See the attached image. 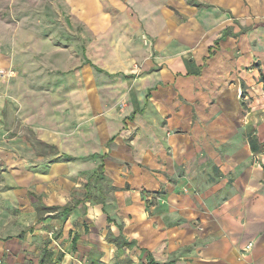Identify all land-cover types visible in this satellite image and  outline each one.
I'll return each mask as SVG.
<instances>
[{
  "label": "rangeland",
  "instance_id": "obj_1",
  "mask_svg": "<svg viewBox=\"0 0 264 264\" xmlns=\"http://www.w3.org/2000/svg\"><path fill=\"white\" fill-rule=\"evenodd\" d=\"M204 18L203 10L186 0H0L2 135L4 139L13 136L20 143H28L16 159L23 160L29 170L45 172L61 152L87 154L101 150L106 135L117 134L108 160L112 171L106 181L93 180L95 187L100 185L110 192L112 183L117 181H129L131 186L140 187L141 172L144 166H149L162 171L152 172L153 177L162 176L165 184L170 181L185 196L192 192L196 196L207 194L202 188H207L203 181L213 185L219 176H225L222 187L225 184V197L229 199L230 188L238 185V172L255 160L247 149L249 135L256 134L264 140L261 59L255 56L246 60L239 56L235 65L231 63L229 67L230 75L212 78L209 88L204 86L208 82L202 80L207 67L190 92L175 90L169 86L170 80H165L173 89L174 103L172 109L170 104V108L162 110L158 122L163 128L145 121L148 107L156 100L155 91L143 116L132 117L145 103L148 87L155 84L148 80L155 71H145L154 64L160 68L164 65L161 72L166 69L168 53L156 51L157 41L163 34H169L174 42H168V46L184 47L185 37L175 31L193 22L201 38L189 47L184 60L198 59L207 43ZM84 46L87 56L98 66L137 76H109L97 71L83 63ZM234 84L241 86L242 95L230 104L224 98L230 96L227 90ZM123 118L126 127L121 122ZM149 118L157 117L151 112ZM143 129L147 139L143 133L141 136ZM212 135L224 136L226 142H212V138L208 139ZM121 138L119 148L117 140ZM142 140H146L163 164L144 165L139 148ZM210 151L217 156H209ZM173 155L177 157L176 165L170 161ZM20 161L18 165L23 166ZM2 163L4 168L10 167L9 158ZM190 166L195 176L187 173ZM200 167H206L203 173ZM166 173L168 178L164 177ZM216 188L212 192L219 197L222 190ZM156 190L163 192L161 205L165 206L169 194L164 184ZM255 192L264 195V181ZM154 195L147 194V202ZM157 204L144 202L147 213H154ZM220 205L211 208H221L223 204ZM194 208L201 215L207 212L200 206ZM152 212L146 224L156 230L159 225ZM183 222L187 224L185 217ZM188 224L191 229L188 231L187 226L184 232L196 240L199 235L216 232L212 215L192 217ZM165 233L158 232L164 236ZM189 247L190 244H184L179 254ZM255 247V241L249 240L242 243L240 251L242 255H250Z\"/></svg>",
  "mask_w": 264,
  "mask_h": 264
},
{
  "label": "crops",
  "instance_id": "obj_2",
  "mask_svg": "<svg viewBox=\"0 0 264 264\" xmlns=\"http://www.w3.org/2000/svg\"><path fill=\"white\" fill-rule=\"evenodd\" d=\"M200 1L206 6H191L202 9L205 16L202 23L207 43L203 54L190 62L184 60L189 47L201 38L193 22L175 31L185 37L184 47L168 46L174 42L173 35L163 34L156 43V51L163 55L168 53L166 69L160 71L164 66L161 63V68L154 64L145 71H155L156 74L148 79L155 84L148 87L145 103L132 117L143 116L155 91L156 100L148 107L145 121L158 127L163 108L174 103L173 89L169 86L190 92L193 83H199L198 78L207 67L202 80L208 82L204 86L212 87L210 80L220 78L221 74L230 75L229 67L231 63L235 65L239 56L246 60H253L256 56L264 62V0ZM83 56V63L109 76H137L136 73L106 70L95 64L86 52ZM85 57L93 65L86 63ZM165 80H170L169 86ZM227 92L230 96L224 101L229 103L242 95L238 84ZM151 112L157 118L151 120ZM121 122L126 127L125 118ZM2 123L0 117V264H41L42 261L43 264H152V261L158 264H264V195L255 192L264 181V149L254 152L249 143L251 136L264 141L258 135H249L247 144L255 160L238 172V185L230 188L232 196L227 199L225 184L222 187L225 176H219L213 185L203 181L207 188H202L207 194L196 196L192 192L185 196L170 181L165 184L162 176L153 177L152 172L162 171L152 170L149 166H144L141 172L140 187L131 186L129 181L112 183L110 192L100 185L95 187L93 180L106 181L112 171L108 160L117 134H107L101 150L87 154L64 151L52 160L45 172L29 170L23 160H19L21 166L16 159L28 143H20L19 138L13 136L4 139ZM143 131L141 136L143 133L147 139V132ZM208 139L226 142L224 136L212 135ZM117 141L118 147L122 148L123 139ZM145 141L142 140L139 147L140 157L146 162L144 165L160 164L157 154ZM64 155L74 158L67 160ZM211 155L217 156L213 151H210ZM7 158L10 167L4 168L2 161ZM176 160L174 155L170 159L175 165ZM174 167H171L172 171ZM205 168L200 167V172L203 173ZM187 173L195 176L191 166ZM222 174L225 175V171ZM162 184L169 194L165 206L161 205L163 192L156 190ZM215 187L222 190L219 197L212 192ZM152 193L155 195L151 204H158L154 213H147L145 205L150 202H147L146 195ZM220 204H223L221 208ZM217 205L220 206L211 208ZM195 206L207 212L202 211L201 215ZM151 212L159 225L156 230L146 224ZM210 215L215 220V234L199 235L196 240L195 236L184 232L187 226L190 231L188 220L192 217ZM184 217L187 224L183 222ZM159 231H165V236L158 234ZM249 240H254L256 247L250 255H242L240 246ZM186 243L191 247L179 254Z\"/></svg>",
  "mask_w": 264,
  "mask_h": 264
},
{
  "label": "trees",
  "instance_id": "obj_3",
  "mask_svg": "<svg viewBox=\"0 0 264 264\" xmlns=\"http://www.w3.org/2000/svg\"><path fill=\"white\" fill-rule=\"evenodd\" d=\"M187 2L190 4V5H193V6H196V7H203V6H206V3L200 1V0H187ZM83 51H84V54H85V46L83 47ZM85 62L86 63H90L91 65H93V63L87 59L85 57ZM98 68V67H96ZM100 70V69H99ZM263 81H264V78H263ZM249 143H250V147L252 149V151L254 152H259V151H262L264 149V141H261L258 137L256 136H251L250 137V140H249ZM64 158L67 159V160H71L73 159L74 157H72L71 155H64ZM153 263L152 264H158L156 263L155 261H152ZM41 264H43V261L41 262Z\"/></svg>",
  "mask_w": 264,
  "mask_h": 264
},
{
  "label": "built area",
  "instance_id": "obj_4",
  "mask_svg": "<svg viewBox=\"0 0 264 264\" xmlns=\"http://www.w3.org/2000/svg\"><path fill=\"white\" fill-rule=\"evenodd\" d=\"M251 245H248V248L250 247Z\"/></svg>",
  "mask_w": 264,
  "mask_h": 264
}]
</instances>
